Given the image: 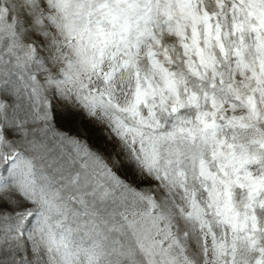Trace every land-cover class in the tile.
<instances>
[{"label":"snow or ice","instance_id":"6c2138e0","mask_svg":"<svg viewBox=\"0 0 264 264\" xmlns=\"http://www.w3.org/2000/svg\"><path fill=\"white\" fill-rule=\"evenodd\" d=\"M0 264H264V0H0Z\"/></svg>","mask_w":264,"mask_h":264}]
</instances>
